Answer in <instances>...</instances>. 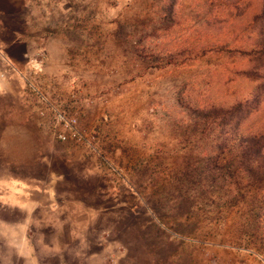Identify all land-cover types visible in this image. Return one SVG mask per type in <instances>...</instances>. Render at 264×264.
I'll use <instances>...</instances> for the list:
<instances>
[{"label": "rangeland", "instance_id": "obj_1", "mask_svg": "<svg viewBox=\"0 0 264 264\" xmlns=\"http://www.w3.org/2000/svg\"><path fill=\"white\" fill-rule=\"evenodd\" d=\"M263 52L264 0H0V264H264Z\"/></svg>", "mask_w": 264, "mask_h": 264}, {"label": "built area", "instance_id": "obj_2", "mask_svg": "<svg viewBox=\"0 0 264 264\" xmlns=\"http://www.w3.org/2000/svg\"><path fill=\"white\" fill-rule=\"evenodd\" d=\"M44 114V113H42ZM59 122L62 124L64 130L59 134V139H61L62 141H66L67 140V136H66V129L67 131L72 135V137L74 138H79L80 140H83V137L81 136V134L78 132V130L76 129V121L74 120H68L63 116H59Z\"/></svg>", "mask_w": 264, "mask_h": 264}, {"label": "trees", "instance_id": "obj_3", "mask_svg": "<svg viewBox=\"0 0 264 264\" xmlns=\"http://www.w3.org/2000/svg\"><path fill=\"white\" fill-rule=\"evenodd\" d=\"M262 55H264V52H263ZM262 55H261V58H263V60H264V56L262 57ZM242 109H243V107L240 106V110L237 109V112H236V114H235V116L238 118V123H239L240 121L246 119L247 117H249V116H250V113H253V111L250 109V110H248V112L246 113V115H245V117H244V115L242 114ZM254 109H257V107L254 108ZM257 110H258V109H257ZM257 148H258V147H257ZM262 148H264V146H262Z\"/></svg>", "mask_w": 264, "mask_h": 264}, {"label": "crops", "instance_id": "obj_4", "mask_svg": "<svg viewBox=\"0 0 264 264\" xmlns=\"http://www.w3.org/2000/svg\"><path fill=\"white\" fill-rule=\"evenodd\" d=\"M7 1H9V0H7ZM17 199H19L20 197L19 196H17L16 197ZM18 202V201H17ZM23 227H25V228H31V226H30V224L29 223H23V225H22Z\"/></svg>", "mask_w": 264, "mask_h": 264}]
</instances>
